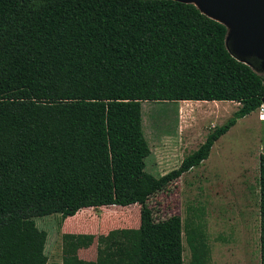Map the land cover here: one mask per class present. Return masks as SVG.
I'll list each match as a JSON object with an SVG mask.
<instances>
[{
	"label": "trees",
	"instance_id": "16d2710c",
	"mask_svg": "<svg viewBox=\"0 0 264 264\" xmlns=\"http://www.w3.org/2000/svg\"><path fill=\"white\" fill-rule=\"evenodd\" d=\"M227 34L173 0H0V264L49 263L38 218L137 205L139 227L99 239L96 264H185L184 238L191 264L209 263L201 223L159 218L149 201L264 105V77L231 55ZM182 101L240 107L155 177L143 103ZM259 174L264 264V154Z\"/></svg>",
	"mask_w": 264,
	"mask_h": 264
},
{
	"label": "rangeland",
	"instance_id": "374dc122",
	"mask_svg": "<svg viewBox=\"0 0 264 264\" xmlns=\"http://www.w3.org/2000/svg\"><path fill=\"white\" fill-rule=\"evenodd\" d=\"M250 65L264 77V62L255 58ZM178 106L143 103L144 131L152 150L147 171L155 177L178 168L206 134L240 107L235 102L216 108L197 105L193 117H180ZM259 113L260 109L249 119L239 120L204 164L149 201L159 218L180 216L185 226L191 220L201 223L210 250L208 264H261L259 158L264 154V123H259ZM210 116L214 119H200ZM186 139L194 142L186 143ZM175 140L180 151L171 155L170 141ZM139 222L138 205L86 209L65 221L60 215L36 220L38 228L48 233V264H64L71 256H78L79 264H96L99 239L134 224L138 228ZM184 246L185 264H191L186 238Z\"/></svg>",
	"mask_w": 264,
	"mask_h": 264
},
{
	"label": "water",
	"instance_id": "95a60500",
	"mask_svg": "<svg viewBox=\"0 0 264 264\" xmlns=\"http://www.w3.org/2000/svg\"><path fill=\"white\" fill-rule=\"evenodd\" d=\"M173 1L193 4L209 18L225 25L227 49L236 60L251 68L255 58L264 62V0Z\"/></svg>",
	"mask_w": 264,
	"mask_h": 264
},
{
	"label": "crops",
	"instance_id": "0c3cea01",
	"mask_svg": "<svg viewBox=\"0 0 264 264\" xmlns=\"http://www.w3.org/2000/svg\"><path fill=\"white\" fill-rule=\"evenodd\" d=\"M171 103H176V104H178L179 106H178V113L177 114H179L180 115V117H182V116H188V117H193L194 115H195V111H193V109H195L196 108V106L197 105H204V106H212L213 108L215 107H217V106H221V105H225V104H228V105H230V103H234V102H219V101H214V102H200V101H182V102H171ZM257 113V112H256ZM259 115H260V113L258 114V120H259V123L260 124H263L264 123V121H262V120H260V118H259ZM251 117V114L250 115H248L247 117H245V118H243V119H241V121L242 120H247V119H249ZM201 120H208V119H214L213 117H202V118H200ZM213 126H215V125H213ZM180 128H181V126H180ZM207 135L208 134H206V137L205 138H203V139H201L199 142H198V147L195 149V150H197L205 141H206V138H207ZM225 136V135H224ZM223 136V137H224ZM223 137H221L216 143H215V145L213 146V148H212V151L216 148V146H217V144H218V142L219 141H221V139L223 138ZM186 141V143H190V142H194V141H192V139L189 141V140H185ZM171 142V144H170V148H169V150H168V153L169 154H171V155H174V154H176L178 151H180V146H178L177 145V141L175 140V141H170ZM224 147V146H223ZM221 149V147L219 148V150ZM211 151V152H212ZM209 159V158H208ZM207 159V160H208ZM203 164H204V162H203Z\"/></svg>",
	"mask_w": 264,
	"mask_h": 264
},
{
	"label": "built area",
	"instance_id": "2783aa9c",
	"mask_svg": "<svg viewBox=\"0 0 264 264\" xmlns=\"http://www.w3.org/2000/svg\"><path fill=\"white\" fill-rule=\"evenodd\" d=\"M259 118H260V120L264 121V105L260 109Z\"/></svg>",
	"mask_w": 264,
	"mask_h": 264
}]
</instances>
